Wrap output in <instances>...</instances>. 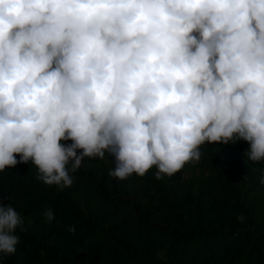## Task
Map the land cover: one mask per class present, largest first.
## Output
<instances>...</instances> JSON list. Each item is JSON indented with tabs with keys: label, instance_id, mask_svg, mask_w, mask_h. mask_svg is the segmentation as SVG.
I'll list each match as a JSON object with an SVG mask.
<instances>
[{
	"label": "clouds",
	"instance_id": "obj_1",
	"mask_svg": "<svg viewBox=\"0 0 264 264\" xmlns=\"http://www.w3.org/2000/svg\"><path fill=\"white\" fill-rule=\"evenodd\" d=\"M240 140L264 161V0H0V173L63 189L111 156L162 180ZM23 224L0 197V256Z\"/></svg>",
	"mask_w": 264,
	"mask_h": 264
},
{
	"label": "trees",
	"instance_id": "obj_2",
	"mask_svg": "<svg viewBox=\"0 0 264 264\" xmlns=\"http://www.w3.org/2000/svg\"><path fill=\"white\" fill-rule=\"evenodd\" d=\"M249 147L204 144L199 162L162 180L155 169L119 180L113 157L85 158L63 189L31 164L8 168L0 197L25 230L0 264H264V161H248Z\"/></svg>",
	"mask_w": 264,
	"mask_h": 264
}]
</instances>
